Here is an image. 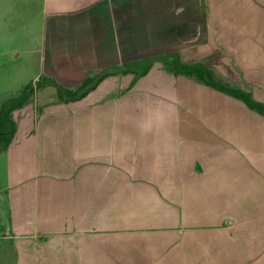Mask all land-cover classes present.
I'll return each instance as SVG.
<instances>
[{
	"label": "crops",
	"instance_id": "1",
	"mask_svg": "<svg viewBox=\"0 0 264 264\" xmlns=\"http://www.w3.org/2000/svg\"><path fill=\"white\" fill-rule=\"evenodd\" d=\"M212 1L45 0L37 80L115 69L12 111L0 264H264V115L160 61L122 72L176 53L264 103V40Z\"/></svg>",
	"mask_w": 264,
	"mask_h": 264
},
{
	"label": "rangeland",
	"instance_id": "2",
	"mask_svg": "<svg viewBox=\"0 0 264 264\" xmlns=\"http://www.w3.org/2000/svg\"><path fill=\"white\" fill-rule=\"evenodd\" d=\"M7 1L0 0V110L25 86L31 85L34 91L41 86L37 79L42 70L39 61L44 56L42 43L48 23L45 0ZM211 8L217 10L218 16H211L215 24L220 21L234 25L250 20L253 39L264 40V0H213ZM6 10L10 11L8 16ZM6 171L5 153L0 150V202L6 200L1 194V188L6 185ZM8 244L10 241H0V249Z\"/></svg>",
	"mask_w": 264,
	"mask_h": 264
},
{
	"label": "trees",
	"instance_id": "3",
	"mask_svg": "<svg viewBox=\"0 0 264 264\" xmlns=\"http://www.w3.org/2000/svg\"><path fill=\"white\" fill-rule=\"evenodd\" d=\"M153 61H160L164 63L172 74H182L194 77L199 82L211 88L238 98L243 101L251 110L264 115V103L254 99L250 92L232 88L217 80L214 77L213 72L203 63L186 64L182 62L176 53L147 58L141 66L127 64L122 68V72L128 73L134 70L136 76H143L149 70ZM112 69L115 68L102 70L94 77L88 76L84 82L75 89L65 88L55 80L48 77H42L37 81V84L53 86L56 89L58 98L62 101H74L83 98L87 93L93 90ZM33 93L34 90L31 85L25 86L18 96L9 99L3 104L0 110V150L7 148L16 131L15 123L12 120V111L27 104Z\"/></svg>",
	"mask_w": 264,
	"mask_h": 264
}]
</instances>
